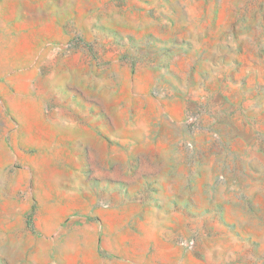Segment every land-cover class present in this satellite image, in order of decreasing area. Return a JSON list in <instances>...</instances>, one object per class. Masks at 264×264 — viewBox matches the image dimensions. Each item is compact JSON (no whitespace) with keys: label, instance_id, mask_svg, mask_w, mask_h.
<instances>
[{"label":"rangeland","instance_id":"obj_1","mask_svg":"<svg viewBox=\"0 0 264 264\" xmlns=\"http://www.w3.org/2000/svg\"><path fill=\"white\" fill-rule=\"evenodd\" d=\"M0 264H264V0H0Z\"/></svg>","mask_w":264,"mask_h":264},{"label":"crops","instance_id":"obj_2","mask_svg":"<svg viewBox=\"0 0 264 264\" xmlns=\"http://www.w3.org/2000/svg\"><path fill=\"white\" fill-rule=\"evenodd\" d=\"M139 172H140V173L142 172L141 169H139ZM160 176H161V174L159 173V174H156L155 177L150 176L149 179H151V177H152V178H153L152 181L154 182V184H156V181H161V180H159V177H160ZM142 179H143V177L140 176V178L138 179L139 184L142 183Z\"/></svg>","mask_w":264,"mask_h":264}]
</instances>
